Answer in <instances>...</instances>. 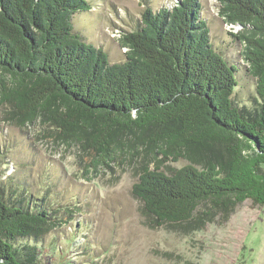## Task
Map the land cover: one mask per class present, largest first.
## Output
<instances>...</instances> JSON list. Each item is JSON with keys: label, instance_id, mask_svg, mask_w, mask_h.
<instances>
[{"label": "trees", "instance_id": "16d2710c", "mask_svg": "<svg viewBox=\"0 0 264 264\" xmlns=\"http://www.w3.org/2000/svg\"><path fill=\"white\" fill-rule=\"evenodd\" d=\"M217 1L256 80L247 104L233 99L237 68L213 48L199 0L145 6L135 30L118 35L119 63L73 30L87 0H0V105L26 121L47 118L59 138L93 153L85 174L117 162L114 139L136 132L135 145L158 163L142 161L131 195L156 226L200 230L208 208L226 217L247 200L264 206V0ZM180 161L170 173L159 168ZM23 196L0 185V264L61 257L52 228L68 218L51 196ZM71 225L64 246L86 229Z\"/></svg>", "mask_w": 264, "mask_h": 264}, {"label": "rangeland", "instance_id": "374dc122", "mask_svg": "<svg viewBox=\"0 0 264 264\" xmlns=\"http://www.w3.org/2000/svg\"><path fill=\"white\" fill-rule=\"evenodd\" d=\"M87 1L90 10L75 14L73 30L106 52L112 63L124 60L119 33L135 30L145 6L156 11L175 3ZM199 2L213 48L237 68L233 99L247 104L255 96L256 80L246 72L241 47L219 18L218 1ZM136 134L120 132L112 146L118 161L85 174L93 153L83 151L73 140L59 138L47 118L26 121L14 115L10 107L0 105V185L23 188V197L32 202L51 196L54 209L68 218L52 228L58 248H63L62 258L55 253L42 258L40 264H264V206L247 200L226 217L206 208L210 214L200 230L156 226L145 215L141 203L131 195V187L142 161L152 168L158 159L149 147L135 145ZM136 149H141L139 157ZM184 164L160 163L159 168L170 173ZM74 203L80 210L73 207ZM74 221H82L86 229L71 245L64 246L62 240L68 237ZM86 242L92 250L84 251Z\"/></svg>", "mask_w": 264, "mask_h": 264}]
</instances>
